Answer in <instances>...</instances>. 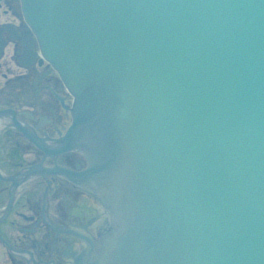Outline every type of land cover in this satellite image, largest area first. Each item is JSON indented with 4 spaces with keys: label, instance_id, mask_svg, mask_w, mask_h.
Instances as JSON below:
<instances>
[{
    "label": "water",
    "instance_id": "95a60500",
    "mask_svg": "<svg viewBox=\"0 0 264 264\" xmlns=\"http://www.w3.org/2000/svg\"><path fill=\"white\" fill-rule=\"evenodd\" d=\"M24 4L116 158L129 233L95 264H264V0Z\"/></svg>",
    "mask_w": 264,
    "mask_h": 264
},
{
    "label": "flooded vegetation",
    "instance_id": "af4514ba",
    "mask_svg": "<svg viewBox=\"0 0 264 264\" xmlns=\"http://www.w3.org/2000/svg\"><path fill=\"white\" fill-rule=\"evenodd\" d=\"M71 111L72 96L38 56L31 30L11 7L0 9V169L17 176L37 167V175L18 182L12 208L0 223V232L15 247V264H69L72 247L84 243L80 228L92 221L94 211L86 197L90 192L62 177L44 175L56 164L77 170L87 163L77 152H52L70 125ZM14 186L0 178V193L6 194L0 218ZM87 189L94 190L95 184ZM50 220L69 230L55 231Z\"/></svg>",
    "mask_w": 264,
    "mask_h": 264
},
{
    "label": "rangeland",
    "instance_id": "374dc122",
    "mask_svg": "<svg viewBox=\"0 0 264 264\" xmlns=\"http://www.w3.org/2000/svg\"><path fill=\"white\" fill-rule=\"evenodd\" d=\"M6 194L5 193H0V203L1 201H3L4 199H6Z\"/></svg>",
    "mask_w": 264,
    "mask_h": 264
}]
</instances>
